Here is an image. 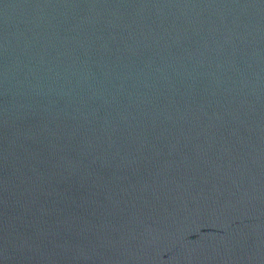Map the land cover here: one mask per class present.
<instances>
[{
  "label": "water",
  "instance_id": "95a60500",
  "mask_svg": "<svg viewBox=\"0 0 264 264\" xmlns=\"http://www.w3.org/2000/svg\"><path fill=\"white\" fill-rule=\"evenodd\" d=\"M0 264H264V0H0Z\"/></svg>",
  "mask_w": 264,
  "mask_h": 264
}]
</instances>
